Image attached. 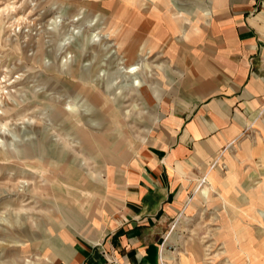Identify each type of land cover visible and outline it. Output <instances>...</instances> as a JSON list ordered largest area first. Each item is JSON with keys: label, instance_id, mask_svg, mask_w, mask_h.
I'll list each match as a JSON object with an SVG mask.
<instances>
[{"label": "rangeland", "instance_id": "1", "mask_svg": "<svg viewBox=\"0 0 264 264\" xmlns=\"http://www.w3.org/2000/svg\"><path fill=\"white\" fill-rule=\"evenodd\" d=\"M213 1L0 0V264H53L67 238L97 235L112 206L123 205L116 185L127 166L163 145L162 124L172 109L190 107L189 73L205 63ZM153 2H161L166 18L159 46L151 48L143 37L154 30ZM169 19L175 36L163 28ZM78 38L91 46L82 49ZM134 41L144 42L132 62L146 92L126 86L118 70L127 59L120 49ZM262 107L232 145L205 156L186 180L178 211L167 220L165 264H264ZM100 136L103 160L95 151ZM38 142L45 150L37 157ZM70 168L88 182L78 184ZM94 204L102 213L89 224ZM72 210L83 235L72 237Z\"/></svg>", "mask_w": 264, "mask_h": 264}, {"label": "crops", "instance_id": "2", "mask_svg": "<svg viewBox=\"0 0 264 264\" xmlns=\"http://www.w3.org/2000/svg\"><path fill=\"white\" fill-rule=\"evenodd\" d=\"M153 3L154 30L143 37L151 48L159 46L158 32L166 18L161 2ZM198 10L209 14L203 5ZM211 16L205 63L192 64L189 73L190 107L172 109L162 124L167 137L163 145L148 148L127 166L116 185L124 203L118 209L108 203L112 213L103 229L88 239L81 236V241L67 238L53 264H165L167 220L178 211L186 180L196 176L205 156L232 145L250 126V114L264 105V0H214ZM171 21L163 28L175 36L178 27ZM174 46L170 44L175 51ZM178 93L172 92L174 97ZM92 208L89 224L102 213L95 204ZM73 212L67 215L72 237L83 235L84 225Z\"/></svg>", "mask_w": 264, "mask_h": 264}, {"label": "bare ground", "instance_id": "3", "mask_svg": "<svg viewBox=\"0 0 264 264\" xmlns=\"http://www.w3.org/2000/svg\"><path fill=\"white\" fill-rule=\"evenodd\" d=\"M82 5H80L81 7ZM80 7H77V11L80 10L81 8ZM80 8V9H79ZM97 9V12L98 14H101L104 16V13L102 12V10H100L99 8H96ZM151 13V12H150ZM168 28L171 30L172 27H171V24L169 23L168 24ZM87 35V34H86ZM89 35L86 36V38H88ZM137 39V38H136ZM78 41L81 42L82 44V49H86L87 46H91L90 44L87 43V41L85 42V39L82 38L81 40L78 38ZM71 48V47H70ZM95 47H93L94 49ZM96 49V48H95ZM121 52H124L127 54V59H126V64H125V67H119V69H123V71L125 72V79L123 80L125 82V85L126 86H129V87H132L134 88L135 90H139V88H143L144 91L146 92L147 91V86L144 85L142 83V81H140L139 77L137 76V72L140 68V66H137L136 63L132 62L134 60V58L136 57H139L138 55V52L139 51H143L144 50V42L142 41H134V42H131L129 43L126 47H123L120 49ZM116 53L118 52L117 50L115 51ZM114 53V52H113ZM115 54V53H114ZM144 54V53H143ZM116 57V56H115ZM113 62H111L112 64ZM119 64V63H118ZM115 72V71H114ZM114 72H111V75H109L107 78L109 81H112L114 80L113 78V75H114ZM103 76V75H101ZM80 81L78 82V86L79 88L81 89L82 93L83 91L87 88L85 86V78L82 76H80ZM100 78V77H99ZM100 82V80H99ZM101 84V82H100ZM102 85V84H101ZM104 85V84H103ZM102 85V86H103ZM96 87V86H95ZM104 91H106L104 89ZM152 91V90H151ZM98 92V91H97ZM158 94V93H157ZM93 97V96H92ZM95 99H98L97 96L93 97ZM117 99V98H115ZM84 140H87V143H89L88 139L87 138H84ZM104 142H103V138L102 136L98 137V139L95 141V145H96V155H98L101 160L104 159V156L102 154V149L103 148V145ZM83 146L85 147V144H83ZM36 148L33 149V154L35 156L38 157L39 154H41L44 150H45V146L42 144V142H38L37 145L35 146ZM36 157V159H37ZM52 160H56V157L53 158V156L49 157V159H45L46 161L50 162ZM39 159H37V162H38ZM52 162H50L51 164ZM76 169V168H75ZM74 168H70V173H69V176L71 178L74 177V179H78L79 183L78 184H86V182H88V177H86L81 171H75V173L73 174V170H75ZM72 185H73V182H72ZM67 213V212H66ZM62 249H59V251H61Z\"/></svg>", "mask_w": 264, "mask_h": 264}]
</instances>
